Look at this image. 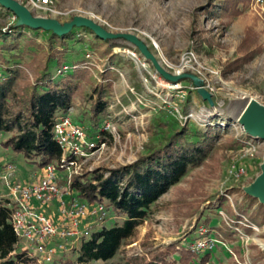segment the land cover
<instances>
[{"label":"rangeland","instance_id":"obj_1","mask_svg":"<svg viewBox=\"0 0 264 264\" xmlns=\"http://www.w3.org/2000/svg\"><path fill=\"white\" fill-rule=\"evenodd\" d=\"M15 1L34 17L56 20L60 24L79 17L108 34L132 35L156 62L155 65L126 39L102 40L91 31L99 40L97 42L82 29L84 27H74L77 36L68 43L69 51L64 58L70 66L84 58L77 69L87 71V76L80 82L73 104L64 116L83 127L88 141L99 136L107 122L109 130L113 131L112 137L105 134V146L99 152L84 163L79 160V167L74 170L77 173L72 178L90 172L89 169H112L135 161L145 151L148 125L157 118H164L167 112L191 128L204 130L211 124L220 129V139L205 161L159 198L149 210L146 222L136 229L113 262L124 264L125 257L145 255L141 245L145 241L154 249L174 243L188 245L191 249L194 242L204 238L213 242L211 249L199 252V255H210L207 264H261L254 258L258 253L264 254V225L251 224L242 216L238 223L251 229V234L235 227L232 242L218 239L213 229L230 221V213L235 214L240 203L247 205L244 189L261 174L264 143L245 134L237 120L246 100L253 99L264 105V3L257 5L252 0L240 7L238 16L222 17L220 4L223 0H50L55 13H43L31 9L23 0ZM211 5L210 13H206ZM16 22L13 13L0 7V29L5 31ZM38 31H28V34L46 46L50 31ZM247 34L253 40V48H260L259 54L239 70L224 76L225 65L243 56L240 46ZM108 46H113L114 63L111 65L107 57L99 55ZM87 54L91 57L89 60ZM67 68L68 71L77 70L72 66ZM105 68L111 73V91L106 112L94 129L89 119L93 103L89 97L92 88L100 83V74L106 72ZM160 70L171 78L187 77L174 82ZM189 76L197 78L198 83ZM200 88L211 95L213 106L201 99ZM178 113L184 118L192 114L193 117L180 120ZM5 137L1 135L0 139ZM235 142L238 145L232 146ZM240 157L246 166L245 176L238 181L228 180V167ZM0 159V173L7 161L15 165L10 181L30 184L39 177L40 173H33L40 170L26 163L21 155L0 148ZM4 194L7 189L0 183V195ZM220 197L224 199L221 205L214 202ZM196 207L202 215H212L209 231L196 214L191 218L185 216L189 208L192 211ZM256 207L254 204L247 212ZM56 212V207L52 206L48 214L57 219ZM120 223L121 219L110 213L102 225H93L91 229L96 231ZM77 244L64 260L74 261ZM173 258L177 260L178 256Z\"/></svg>","mask_w":264,"mask_h":264},{"label":"trees","instance_id":"obj_2","mask_svg":"<svg viewBox=\"0 0 264 264\" xmlns=\"http://www.w3.org/2000/svg\"><path fill=\"white\" fill-rule=\"evenodd\" d=\"M251 1L223 0L220 15L236 17L241 13L240 7ZM212 7L205 12L210 13ZM9 27L5 31L0 29V136L6 135L0 139V148L21 155L26 163L35 165L39 170L48 165H60L62 151L53 139V127L71 108L80 82L87 76V71L77 69L84 63V58L71 63L72 68L77 70H69L64 77L57 74L62 66L71 67L66 64L64 54L69 51L68 43L77 36L76 28L63 36L49 32L45 46L28 34V31L38 33V30L17 26L16 23ZM82 29L99 42L90 30ZM112 48L108 46L99 53L100 57L108 58L110 65L114 63ZM240 51L244 52L243 56L225 65L222 70L224 76L249 63L259 54L260 48H253V40L247 34ZM104 70L106 72L100 74V83L92 88L89 97L93 101L89 119L94 129H97L100 118L106 112L111 91V73L107 71L108 68ZM167 113L164 118H157L148 125L149 138L145 151L135 161L112 169L98 168L83 172L72 178L70 189L78 198L89 204H103L111 214L121 219V223L91 230L77 242L74 261L71 258L64 260L65 255H71L68 251L54 264H116L113 259L133 238L136 229L146 222L151 207L208 157L220 139V129L211 124L204 130L191 128ZM99 135L105 136L101 131ZM237 145L238 142L232 144ZM245 198L247 205L240 203L236 213H230V221L222 222L213 229L218 239L234 241L235 227L251 234V229L238 223L242 216L251 224L264 225V206L248 195ZM223 200L220 197L214 202L221 205ZM254 204L257 207L248 213L247 208ZM11 212L10 200L0 197V264H37L24 251L17 250L19 241L10 222ZM195 214L209 231L212 215L204 216L196 207L192 211L189 208L185 216L191 218ZM177 244L154 249L145 241L141 244L145 255L125 257L124 264L209 262L208 253L199 255L188 245L181 244H178L180 248L177 250ZM235 251L238 252L237 249ZM174 255L178 256L177 260L173 258ZM62 260L64 262L60 263ZM254 261L264 264V254L255 255Z\"/></svg>","mask_w":264,"mask_h":264},{"label":"built area","instance_id":"obj_3","mask_svg":"<svg viewBox=\"0 0 264 264\" xmlns=\"http://www.w3.org/2000/svg\"><path fill=\"white\" fill-rule=\"evenodd\" d=\"M23 1L33 10L55 13L50 0ZM255 2L260 5L264 0ZM86 58L89 60L91 57L87 54ZM66 72L67 66H62L57 74L64 75ZM178 116L180 120H186L192 118L193 114L185 116L186 118L180 114ZM109 129L107 122L101 132L112 137L113 130ZM53 139L62 151L61 164L42 168L38 179L33 183L10 181L9 178L16 170L13 163H6L0 173V183L6 187V197L11 202L10 222L19 241L17 250L24 251L37 264H54L80 238L88 235L93 225H102L110 214L103 204H89L70 189L72 175L77 173L74 170L79 167V160L84 163L87 158L99 152L105 146V137L99 135L88 141L81 125L75 124L68 116H62L53 127ZM246 171L240 157L228 167L226 177L228 180L238 181L245 176ZM60 182L64 184L61 185ZM52 206L56 207L57 219L48 214ZM212 245V241L203 238L194 242L191 250L199 254L211 249Z\"/></svg>","mask_w":264,"mask_h":264},{"label":"water","instance_id":"obj_4","mask_svg":"<svg viewBox=\"0 0 264 264\" xmlns=\"http://www.w3.org/2000/svg\"><path fill=\"white\" fill-rule=\"evenodd\" d=\"M0 6L14 14V16L17 18V26H25L33 30H43L47 32L50 31L56 36L66 35L74 27H84L92 31L95 36L102 40L117 38L126 39L134 43L141 50L142 54H144L148 59L152 60L156 65L153 57L146 51L145 46L132 35L108 34L100 27L94 25L91 21L79 17H76L71 22L65 24H60L56 20L52 19L34 17L25 6H22L15 0H0ZM160 72L164 74L161 70ZM165 77L175 82L179 78L187 76L183 75L171 78L165 75ZM189 77L198 83L197 78L192 76ZM198 94L203 101L208 102L209 106H213L211 95L206 90L200 88L198 89ZM237 121L245 134L264 143V105L258 103L256 100H246L243 104ZM244 192L246 195L258 200L259 204L264 206V156L261 165V174L249 187L244 189Z\"/></svg>","mask_w":264,"mask_h":264},{"label":"crops","instance_id":"obj_5","mask_svg":"<svg viewBox=\"0 0 264 264\" xmlns=\"http://www.w3.org/2000/svg\"><path fill=\"white\" fill-rule=\"evenodd\" d=\"M1 150H3V149H1ZM0 161H2V160L0 159ZM7 163H13V162H12V161H7ZM13 164H14V163H13ZM40 170H41V169H40ZM38 171H39V170H38ZM38 173H39V172H35V173H33V175H38ZM33 175H31V176H33ZM36 177H37V176H36ZM16 179H18V178L16 177ZM6 195H7V194L0 195V197L7 198Z\"/></svg>","mask_w":264,"mask_h":264},{"label":"bare ground","instance_id":"obj_6","mask_svg":"<svg viewBox=\"0 0 264 264\" xmlns=\"http://www.w3.org/2000/svg\"><path fill=\"white\" fill-rule=\"evenodd\" d=\"M251 100H253V99H251Z\"/></svg>","mask_w":264,"mask_h":264}]
</instances>
